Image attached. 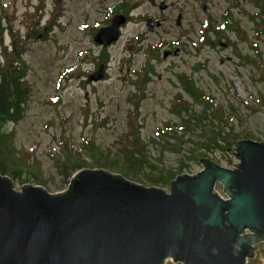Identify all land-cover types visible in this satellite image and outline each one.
<instances>
[{
  "label": "rangeland",
  "instance_id": "1",
  "mask_svg": "<svg viewBox=\"0 0 264 264\" xmlns=\"http://www.w3.org/2000/svg\"><path fill=\"white\" fill-rule=\"evenodd\" d=\"M174 1L171 8L161 10L167 14L163 27L157 32H149L150 36L147 34V39L141 43L136 34L147 30L146 23L142 20L130 22L121 37L108 48L109 75L89 82L88 69L96 62L93 53L101 51L92 34L94 26L101 24L109 6L118 0H0V61L4 59V46L16 50L19 43H24L33 88L26 118L15 124L8 123L9 130L14 133L12 145L18 163L15 162V166L21 167L19 169L26 178L23 180L42 184L51 191L63 190L68 182H65L61 169L69 164V152L74 153L75 160L83 157L90 160L96 155L100 160L114 163L118 159L117 142L129 129L130 121L136 117L143 119L142 133L147 141L155 127L171 116L169 107L175 88L167 81L166 67L173 60L162 55L163 48L169 46L168 43H172L180 32L181 27L175 21L178 11L183 13L186 32L190 31L186 37L182 36L183 42L194 49L193 54L184 56V63L203 58V92L212 97L214 105L220 106L218 109L223 108V119L229 123V131L242 137L264 139V32H258L257 22L249 15H254L255 11L264 15L262 8L255 4L257 0H239L237 3L207 0V9L202 7L201 0ZM57 4L62 6V14L48 28ZM150 10L160 13L149 2L144 3L139 13L143 15ZM227 11L231 13L230 20L234 25L228 30L229 40L238 45L236 39L243 33L258 43L257 50L244 46L242 41L240 43L250 55L259 53L255 69L228 58V55L234 58L232 45L223 47L204 43L198 47L189 42V39L197 43L204 41L199 39L203 20L211 14L215 26H220ZM209 34L213 35V32ZM163 39L166 42L159 47L162 54L151 60L159 64L166 76L159 78L155 74V82L147 88L143 83L135 87L130 82V74L124 77L122 63L125 61V67L137 65L143 54L139 50L146 48L149 41ZM221 57L225 60L221 61ZM130 93L135 96L130 97ZM142 98L141 102L138 101ZM233 149L234 144L228 152L217 151L203 156L232 166L237 161ZM151 153L155 154V151L151 150ZM179 156L167 152L165 162L176 165ZM19 161L26 162V170ZM202 166V163L192 161L190 171H185L195 172ZM15 183L18 188L22 185L17 180ZM218 186L221 189L222 186ZM165 264L183 263L168 259ZM248 264H264V241L259 242L256 254Z\"/></svg>",
  "mask_w": 264,
  "mask_h": 264
},
{
  "label": "water",
  "instance_id": "2",
  "mask_svg": "<svg viewBox=\"0 0 264 264\" xmlns=\"http://www.w3.org/2000/svg\"><path fill=\"white\" fill-rule=\"evenodd\" d=\"M125 20L115 14L95 40L112 44ZM233 144L232 166L203 156L168 188L92 166L60 191L18 188L0 171V264H248L264 241V139Z\"/></svg>",
  "mask_w": 264,
  "mask_h": 264
},
{
  "label": "trees",
  "instance_id": "3",
  "mask_svg": "<svg viewBox=\"0 0 264 264\" xmlns=\"http://www.w3.org/2000/svg\"><path fill=\"white\" fill-rule=\"evenodd\" d=\"M263 3L264 0H257L255 4L264 11ZM54 10L48 28H51V23L56 22V18L60 13L62 14V6L58 5V8ZM230 14L227 11V14H224L226 16L224 21L217 27L212 16L203 20V44H218L217 39L214 43L211 42L214 38L209 33L213 29L217 36L223 34L228 36L227 27H234L233 21L228 20ZM258 14H260L259 21L256 18ZM249 15L257 22L258 32H264L263 13L255 11L254 15ZM24 51V43H19L16 50L4 46L2 49L4 59L0 61V171L13 176L21 184L27 181L23 180L26 178L19 169L21 167L16 168L15 166L17 161L12 145L14 133L9 130L8 123L15 124L26 118L32 101L30 67ZM190 92L193 97L186 98L187 101L174 97L169 107L171 116L163 119L155 127L147 141L142 133L144 123L141 120L143 119L136 117V120L130 121L129 129L127 128L120 135L117 142L118 159L114 163L100 160L99 157L96 158V155H93L90 160L84 157L82 160H75L74 153L69 152V162L65 161L69 164L61 169L65 182L69 183L70 177L78 169L92 166L110 167L108 169L123 173L143 183L165 186L178 173L190 168L192 161L201 163L200 159L205 154L217 151L228 152L235 139L246 137L229 131L227 127L229 123L223 119V108L218 109L220 106L213 104L215 101L210 95L204 92L197 95L193 86ZM151 150L155 151V154H152ZM167 152L180 155L178 164L168 165L165 162ZM19 164L23 166V170H26V162L19 161Z\"/></svg>",
  "mask_w": 264,
  "mask_h": 264
},
{
  "label": "flooded vegetation",
  "instance_id": "4",
  "mask_svg": "<svg viewBox=\"0 0 264 264\" xmlns=\"http://www.w3.org/2000/svg\"><path fill=\"white\" fill-rule=\"evenodd\" d=\"M237 1L239 0H231L232 3H237ZM252 1V0H249ZM149 2V4L151 5V7H156L160 10V13H155L154 11L150 10L147 11L146 13H143V15H141L140 12V8L144 5V3ZM175 1L174 0H118V3H116L113 6H109L101 24L94 26L93 29V36H95L96 32L98 31V29H96L95 27H101L103 25H109L112 23V17L115 14H124L126 17L125 22H123L120 26V35L119 38L121 37V35L124 33V29L128 27L130 22H138L141 20L144 21L147 25V30H141L136 34V38L138 40V42H143L144 40L147 39V34L150 33L149 32H157L159 31L158 28H162L163 27V22L165 19H167V14L164 12H161V10H167L169 8L172 7L173 3ZM201 4L202 7L204 9H207V0H201ZM241 2H238V4ZM259 12V11H258ZM178 14H176V23L178 24L179 27H181V29L179 30L180 32L177 34V36L172 40V43H168L169 46H166L163 48V55L165 59H167L166 57H171L173 62L166 67V71L169 73L168 77H167V81L168 83L171 85V87L175 88L172 97H179V99L181 101H187L186 98L190 99L191 97H193V95H191L190 92V88L191 86H193L195 88L196 94L197 95H201L203 93V58L201 57L199 61H195L193 63H187L185 64V58L184 56L188 53V54H193V50L194 49H190L187 47V44L183 42V37L187 36V34H189L190 31H187V28L184 26V17H183V13L178 11ZM171 14V13H170ZM181 14L180 18L179 15ZM173 16V14H172ZM211 16V14L209 15ZM208 18V17H206ZM256 18L258 19V21L260 20V14L256 15ZM205 20V19H204ZM228 20H230V16L228 17ZM254 21V19H252ZM224 21V19H223ZM239 22V18L237 20V25ZM256 22V21H254ZM230 28L232 27H227L226 31H228ZM166 28L164 27L162 30L164 31ZM213 32L211 42L214 43V41L217 39L218 44L217 45H222L223 47H229L230 45L233 46V52H234V58L230 55H228V58L232 59L233 61H235L238 64H248L250 66H254V69L256 67V61L258 60V55L259 53H256L255 56L250 55V53H248L243 47L240 46L241 41L245 43L244 46H251L253 47L255 50H257V46L258 43L252 41L246 34H243L240 36L239 39H236L237 44H233L228 36L226 35H221V36H217L215 33V29L210 30ZM140 32H142V34H139ZM162 32V31H161ZM186 32V33H184ZM205 34L207 35V32H205ZM164 36V35H163ZM183 36V37H182ZM160 39L161 35L158 36ZM118 38V39H119ZM199 39L202 41L203 40V29H201V33H200V37ZM95 41V39H94ZM117 41V40H116ZM97 43L98 46L101 47V51L97 54V53H93V57H96V62H94V66L91 69H88V78H89V82H94L95 80H100L106 76L109 75V68L110 65H108V63L106 62V60L109 57V51L108 48L111 44L105 45L103 43H98L97 41H95ZM166 40L163 39L161 41L157 40V41H149V43L147 44L146 48H142L139 50L143 52V54H141V58H139L137 60V65H129L128 66H124V62L122 63V71L124 74V77L127 78V76L130 74V82L132 84H134V86H138V85H142V83L145 85L144 87L147 88L149 85H151L152 83L155 82V78L154 75L157 74V76L159 78L165 77L166 75H164L162 73V70L159 69V64L156 62H153V60H151V58H154L155 56L157 58L160 57V55L162 54L160 51V45L165 43ZM189 42H192L194 44H196L198 47L200 45L203 46V41L201 43H197L195 40L189 39ZM157 48H159L157 50ZM131 55V53H130ZM225 60V57H221V61ZM178 61H182V64H178ZM134 62V61H133ZM133 64V63H132ZM184 66V67H183ZM100 68H104L105 69V74L102 78L99 79H94L91 78L92 75H94ZM149 83V84H148ZM148 84V85H146ZM143 95V93H142ZM135 96V93H130V97ZM144 98L139 99L138 101H142ZM167 261V260H166Z\"/></svg>",
  "mask_w": 264,
  "mask_h": 264
},
{
  "label": "built area",
  "instance_id": "5",
  "mask_svg": "<svg viewBox=\"0 0 264 264\" xmlns=\"http://www.w3.org/2000/svg\"><path fill=\"white\" fill-rule=\"evenodd\" d=\"M189 170V169H188ZM190 171V170H189ZM218 189H219V191L222 193V189H220L219 187H218ZM223 195H225L224 193H223Z\"/></svg>",
  "mask_w": 264,
  "mask_h": 264
},
{
  "label": "bare ground",
  "instance_id": "6",
  "mask_svg": "<svg viewBox=\"0 0 264 264\" xmlns=\"http://www.w3.org/2000/svg\"><path fill=\"white\" fill-rule=\"evenodd\" d=\"M208 23V22H207ZM223 28V27H222Z\"/></svg>",
  "mask_w": 264,
  "mask_h": 264
}]
</instances>
